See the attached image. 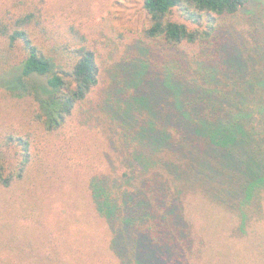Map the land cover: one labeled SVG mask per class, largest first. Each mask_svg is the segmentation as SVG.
Returning <instances> with one entry per match:
<instances>
[{
  "label": "trees",
  "instance_id": "16d2710c",
  "mask_svg": "<svg viewBox=\"0 0 264 264\" xmlns=\"http://www.w3.org/2000/svg\"><path fill=\"white\" fill-rule=\"evenodd\" d=\"M250 1L142 0L132 26L0 8L1 103L21 109L0 126V226L23 256L52 244L40 264H75L65 249L85 240L62 216L76 204L112 233L92 263L264 264V10Z\"/></svg>",
  "mask_w": 264,
  "mask_h": 264
},
{
  "label": "rangeland",
  "instance_id": "374dc122",
  "mask_svg": "<svg viewBox=\"0 0 264 264\" xmlns=\"http://www.w3.org/2000/svg\"><path fill=\"white\" fill-rule=\"evenodd\" d=\"M20 1V0H0V8L6 6L7 4H10L11 2ZM40 4L44 7L45 13L48 11L49 14H46L48 16L50 15H58V18H55V20L63 22V19H61L60 15L62 13L67 14L66 17L70 20H74L76 22H83L85 26L87 24H91V22H96L98 20H101L103 16H108L112 20L114 24L120 25V26H132V25H138L143 22L144 20V12L142 9V0H38ZM10 6V5H7ZM6 6V7H7ZM5 7V8H6ZM261 10H264V0H251L250 3L247 5L245 9V13L248 15L250 12H261ZM108 47L105 46L102 47L101 53L106 56L108 52ZM122 50H119V54ZM118 50L117 48L113 49V58L118 59L117 57ZM106 59V58H105ZM104 59V62H105ZM2 98V97H1ZM0 98V126L4 124L5 121L14 120L17 121L19 119V116L21 115V109L16 108L14 104L12 103L8 106L4 103L2 99ZM84 120H87V115H85ZM90 123V130H92V141H94V147L93 151H91V158L99 164L100 166L105 165L107 163L106 158V151H107V142L108 139L102 132V130L97 126L98 122L94 120V118L89 120ZM109 145V143H108ZM86 148V147H85ZM87 150V148H86ZM84 156V150L81 147L79 152H77V159L83 158ZM95 157V159H94ZM102 159L101 162L98 161V159ZM85 162V161H84ZM82 164V169H84V164ZM81 168V167H79ZM92 175L94 174L91 173ZM67 181L63 186H59V188L55 187L53 188V193H65L68 191H71L72 187L71 185V179L73 178V175L65 174ZM90 176V175H89ZM52 193V194H53ZM57 197L54 199L56 200ZM57 200H63L67 203V198H60L58 197ZM75 200V197H73V201ZM91 200V198H90ZM85 205V203H84ZM73 207L77 208V211H73V209L70 210L68 215H63L64 219L73 218L76 219L74 221L76 224L80 225L81 230L79 231H72V237L77 240H85L82 243L79 242V244H76L77 247L70 250L66 247L65 251L66 253H70L71 255H75V258L73 262L75 264H78L81 261V264H103V262L100 259V262L98 258L96 259L97 262L92 263V258H90L89 255L98 253L99 256V249L100 252H105L106 248H109L111 246V237L112 233L108 229V226L106 222L103 220V217L100 214H93L90 212L89 208L86 207V205L83 207L78 206L76 204H73ZM83 218L85 217V224L79 223L77 218ZM73 221V220H72ZM83 222V221H82ZM77 228V227H76ZM17 232V228H5L4 226H0V264H29L31 262L33 263H39V258H44L48 254L49 250L53 247L52 244H44V243H38L36 249V252L33 254L32 259H28L27 257L23 256L25 253L21 250V243L14 240L13 233ZM53 231L48 232L51 234ZM53 233H59V232H53ZM59 236V234H57ZM86 237V239H85ZM81 238V239H80ZM45 245H48L46 248ZM88 246V250L87 249ZM83 252V253H82ZM101 252V253H102ZM108 253V252H107ZM106 254V252H105ZM100 258V257H99ZM104 264H115L116 262L119 263V260L116 256L107 255L105 259ZM40 264V263H39ZM132 264H135L132 262Z\"/></svg>",
  "mask_w": 264,
  "mask_h": 264
}]
</instances>
